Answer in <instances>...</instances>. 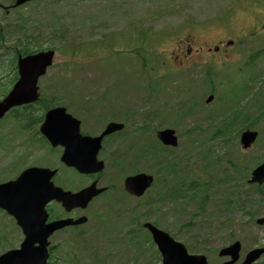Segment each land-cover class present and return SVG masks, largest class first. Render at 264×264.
<instances>
[{"label": "rangeland", "instance_id": "1", "mask_svg": "<svg viewBox=\"0 0 264 264\" xmlns=\"http://www.w3.org/2000/svg\"><path fill=\"white\" fill-rule=\"evenodd\" d=\"M69 1L70 0H63L59 4L52 5L51 8L54 7L56 9V14L52 13L50 9L45 8L43 4H34L10 12L9 18L13 20L20 15H23L24 19L31 18L30 24L33 26V33L39 34L40 38H45L46 33L54 32L55 29L52 28V25L49 22L44 25V19L52 15H62L64 13L63 5ZM152 1L153 0H84V11L77 14L70 13L65 16L63 19V25L59 27L60 31L64 34L62 38L59 37L60 39H56V41L51 40L53 41L52 44L57 47L61 44L62 47L65 42H68L70 45L77 41H81L83 45H95L99 40L101 42H110L111 40L109 37L110 34H112V31L109 34L107 33L111 29V25H139V19L144 8H150ZM178 1L182 7L189 2L188 7L181 8L180 5L179 9H187L191 16L193 15L194 17L201 18L205 14H212L204 19V25L212 26L208 27L207 32L203 33V39L212 42L213 39L221 36L223 31L225 32V35L229 37L233 34H238V38L245 37L241 40L237 39V42H241L233 47L235 53H232L230 57H227V55L222 64L216 66L217 69L220 70L218 71L220 75L215 80V86L219 93H222L225 90V80L222 74L227 78H233L240 87V85H242L241 81H239L241 78L239 75L241 67L238 68V66L240 65L246 69V64L252 55L250 54L251 52H264V0H228L226 4V0ZM0 4L3 6H10L11 0H0ZM109 4L110 6L112 4L117 5L111 8L108 7ZM224 5L225 7L221 12L214 13L217 8L220 10ZM251 12L255 13V23L252 15L244 16V13ZM2 16L0 10V18ZM98 16H102V23L96 20V17ZM133 17H135V21L131 19ZM176 21H178V19ZM176 21L170 22V24H177ZM250 25L252 26L245 33H242V31H245ZM154 28L156 29V26H154ZM56 34L58 38L59 34ZM247 35L248 37H246ZM52 37L53 36H49L48 38ZM162 45L165 46V50L171 48V44L163 43ZM137 48L151 50L149 54L150 59H148L147 64L149 70L161 72L169 69V66L165 64V58L163 55H161L160 58H151L152 55H158L159 51L157 45L153 41H151L148 46L141 45L136 33L131 32L130 34H127L125 31H122L121 28L115 27L111 43H99L95 48L84 47L74 57L68 56L67 62L72 67L76 68L84 66L81 67L82 69H80L81 71H79L78 75L74 74L75 77L73 76V78H69L68 81L64 78V73L66 71L61 70L60 68L62 67L58 66V63L62 60V56L57 53L55 55L53 66L47 71L46 76L42 79L40 87H42V85H45V87H47V85H52L53 80H56L57 83L55 81L53 87L70 88V90L83 89L85 91H94L97 89L124 88L140 90L133 86V84H128V82L123 84L124 86L118 84L117 86L119 87H115L116 78L114 75H101V73H98V70L114 68L119 69L132 77H140V62L143 64L140 56L143 55V51H138ZM255 61V67L257 66V68L254 70L253 81L259 80L260 75L264 74V57L258 58L257 60H254V62ZM8 72L9 67L6 68L5 72H1V74H3L2 77H7L9 74ZM60 72H64L61 74V77L57 75L60 74ZM234 81L230 82L229 86L233 85ZM260 82V85L264 87V77H262ZM183 83H186L188 93L192 95V99L195 102H199L202 92L207 91L209 88L203 78H197L194 80L189 79L186 76L183 79ZM142 86L143 87L140 86V88L143 89L144 83H142ZM253 86H255V84H253ZM257 86H259V84H257ZM262 87L259 95H262V92L264 91ZM259 88L260 87H258V90ZM234 90L239 93L238 88H235ZM229 91L230 88L228 89V92ZM160 95L163 102L165 96L164 94ZM227 97L228 95L226 94L223 99H226ZM252 97L247 98L241 104V108L244 110L249 106L247 113H250L251 116H255L257 115V107L251 105L252 102L250 99ZM159 103L160 106L164 105V103ZM216 103L217 102L206 107L204 113L206 114L215 111V109L219 107ZM237 106L238 105H234L233 109ZM105 115L106 113L101 112L99 118L103 120ZM258 120L259 121L256 123H253L254 130L261 132L260 135L262 134L264 137V111L263 115ZM221 122L222 119H220V123ZM220 123L215 122L214 120L207 124L205 123L200 126V128H206L204 130L198 129V124L194 122L193 118L176 121L168 120L161 123L154 122L149 124V130L152 128L158 129L163 126L170 127L177 132L179 136V147L173 152V154L177 158V161L182 165V173L192 176L193 173H196L202 175L207 180L211 179V195L210 197L208 196L207 201L204 203V207L200 209V206L196 204H189L192 206L184 207L183 203L171 204L165 202L161 205L156 204L143 209L141 202H138L135 199H125L124 201V206L133 210L136 217H139L140 214L150 213L151 216L148 219L149 222H158L159 228L168 231V233L177 241L183 243L186 247L188 246L191 248L193 252H195L192 254L205 255L209 264L221 263L224 259L219 258L217 252L221 247L228 245L232 241L238 240L241 243V257L248 250L264 245V227H258L253 224L249 220L248 215L244 212L251 211L253 217L263 216L264 203L262 202V196L257 194L253 188L249 189L245 183V176L237 175L225 161L215 163L219 165L215 166L214 171H210L205 159L200 157L198 152L194 149L196 146L202 145V137L205 135L206 130L212 128L211 125L216 126L217 124L220 125ZM235 136L236 134H233L230 139H233ZM192 141H195V146L192 144ZM146 142L150 143L148 139ZM208 146L211 148L210 153L213 155L214 160H220L223 157H227L225 155L226 148L222 145L221 140L209 142ZM229 149L230 160L237 158L240 149L238 138L236 139L235 137V142H231ZM260 155L263 159L264 139L261 140L259 137L252 149L246 154H243L240 159L254 163L259 159ZM236 164L239 170L244 171V166H248L249 163L243 162ZM131 167L134 171H145L146 173L157 171L156 167L149 159H146L144 164L132 162ZM224 170H230L232 178L223 181L222 183L216 182L215 180L221 179ZM262 190L264 193V188ZM237 196L241 200L242 205L246 207L236 209L233 206L232 202L236 201ZM106 209L107 205H105L101 213L102 216L106 217L108 215ZM95 214H98V211H95ZM225 216L228 217L231 222L228 225L221 227L219 222L222 221ZM7 222V219L2 220V218H0V235H8L6 237L8 240L0 246V253L5 250L18 248L21 242L19 235L14 231L12 226H8ZM123 222H125V218H123ZM111 228L112 226L108 223L103 229L91 233V240L89 244L86 245H90L94 248L92 251L95 255L94 263L93 261L87 260L84 264H98L100 260L104 258L108 259V264H118V262L119 264H158L159 261H156L157 256L153 252V244L150 238L147 237L143 240L139 236L131 237L129 235V231L136 228L135 225L131 223L117 225L114 228L112 244ZM7 244H9V246ZM110 244L114 255L110 253ZM130 247H137V250H129ZM115 256L119 258V261ZM58 258L59 257H54L51 264H62L60 261L56 260ZM81 264H83V262H81ZM101 264H107V262L102 261ZM256 264H264V257H262Z\"/></svg>", "mask_w": 264, "mask_h": 264}, {"label": "flooded vegetation", "instance_id": "2", "mask_svg": "<svg viewBox=\"0 0 264 264\" xmlns=\"http://www.w3.org/2000/svg\"><path fill=\"white\" fill-rule=\"evenodd\" d=\"M205 46L208 45L207 42H203ZM197 53L202 47L200 45L194 47ZM188 50V52H187ZM209 51V49L207 48ZM192 55L191 44H186V55L184 57H189ZM3 91L0 90V94ZM46 93L51 92L50 90H45ZM75 93H81L82 90H76ZM44 99L40 98L42 102ZM109 102L108 104V115L112 122L122 123L126 126L131 120V108L134 101L136 106L141 102V106L147 105L146 95L142 98H132L131 89H112L109 90L108 98L105 99ZM72 101H83V98L67 99L65 100L64 108L67 113L71 114L73 117H77L75 114L76 105L71 104ZM56 107L62 105H55ZM33 107H38V105H23L14 109H11L6 116L8 119L0 120V183L15 179L19 174L28 168H43L56 170V174L52 178V182L64 188V190L77 192L84 186V176L79 175L73 169L67 168L63 163L60 162L61 154L63 153V148L60 145L53 146L50 140L47 138V134H61L62 131L58 129L45 130L42 133L41 128L44 124L43 120L35 119V115L29 113ZM104 107L100 104L95 106V108ZM82 109V107H80ZM81 135L83 132V121L80 120ZM127 132L125 130L120 132H115L112 134L107 141H104L100 154L104 155L107 146L108 153L111 159H115L116 153L121 151L122 154L125 153L128 144ZM97 135V134H93ZM122 156V155H121ZM120 156V157H121ZM119 157V158H120ZM68 170L71 171L68 176ZM116 170V169H115ZM121 175L123 171L118 170ZM5 174L10 176L2 180ZM79 176V177H78ZM73 178L72 180H69ZM89 182L96 181L99 184L100 177L98 175L87 176ZM109 191H112L113 186H109ZM98 198V197H97ZM46 212L48 219L46 223H51L57 220L73 219L76 220L85 214L90 217V212L83 211L81 209L75 208L71 211H65L56 202H50L46 206ZM101 210L98 211V214ZM96 224H99L103 217L96 216L94 218ZM80 226L76 227H65L54 233L50 238L53 241V236L55 242H53L52 247L49 251L54 253L71 254L74 253L72 248L65 250L64 246L68 243L73 244L74 239L69 235L71 230H75ZM21 236L20 231H17ZM52 243V242H51ZM57 248V249H56Z\"/></svg>", "mask_w": 264, "mask_h": 264}, {"label": "water", "instance_id": "3", "mask_svg": "<svg viewBox=\"0 0 264 264\" xmlns=\"http://www.w3.org/2000/svg\"><path fill=\"white\" fill-rule=\"evenodd\" d=\"M25 0L18 1L19 3ZM52 52L41 53L34 57H32V62L26 63L20 69L21 80H26V73H30L27 81L26 87L28 90H31V93L26 96L34 97L35 94V83L36 79L39 75L43 74L45 68L50 65L52 59ZM16 85L14 87L13 92H11L5 99L8 106L18 104V100L20 97L24 95L17 94L16 89H20ZM8 106L1 107L0 105V113L7 110ZM256 137V133L245 132L241 135L240 143L243 148L248 147ZM158 138L165 145L176 146L177 141L176 137H174V132L171 130H165L158 134ZM92 160L85 159L83 163V171H87L89 162ZM151 176H136L128 179L126 181L128 191L131 193H135L136 195H140L144 189L150 186L152 182ZM264 181V162L252 172V178L249 181L250 183H258L261 184ZM0 206L7 209L8 212L13 211H22L27 207L23 204V202L29 201L28 195L31 193V178L26 176L24 178L19 179L16 183L0 187ZM91 194L84 193L81 195H72L70 193H60L59 195L54 194L52 192L51 198L55 199L59 202H62L66 208L74 207L75 205L84 206L87 201H89ZM49 199V198H47ZM44 201V200H43ZM40 203L42 207V203ZM11 203L14 205L11 207ZM83 203V204H82ZM259 224L264 223V219L258 221ZM64 225V223L58 224L57 226H52L47 232L40 236L38 247L33 248L32 244L34 243L36 234L33 229L28 228L26 225L22 226L24 230V234L26 235L25 241L22 243L21 247L17 251L8 252L2 256H0V264H45L46 259V251H45V239L49 236V234ZM150 232L152 233L153 239L155 243H157L159 250L163 257V264H207L205 257L203 256H189L183 245L175 243L172 241L167 234L158 231L151 225H147ZM42 238V239H41ZM41 240V241H40ZM239 243H234L233 245L224 248L220 251V256H230L231 261L226 262L224 264H232L237 258L239 253ZM264 253V248L257 249L249 252L244 259L242 264H251L255 261L259 256Z\"/></svg>", "mask_w": 264, "mask_h": 264}, {"label": "trees", "instance_id": "4", "mask_svg": "<svg viewBox=\"0 0 264 264\" xmlns=\"http://www.w3.org/2000/svg\"><path fill=\"white\" fill-rule=\"evenodd\" d=\"M3 31H4V29L0 27V49H1V51H6V49H10V47L12 48V46H10L9 43L5 41ZM5 31L7 33V38H9L10 35L8 33V29L6 28ZM18 42H19L18 44L20 45V48H21L22 47V39L19 38ZM39 45H40L39 42H35L36 47H38ZM13 48H15V45L13 46ZM9 57L10 56L0 57V77L3 75V74H1V72H5L6 68L9 67L7 64V60H6V58H9ZM227 131H228L227 127H224V130L218 129L216 136H214L213 138L211 137V139H213V141H214L216 139H220V137H225L227 135ZM194 143H195V141H192V144L195 146ZM228 144L229 143L227 142L225 144V146H227ZM194 149L198 152V155L200 157L205 159V161L207 162V164L210 168V171H214L215 166H217L219 164H215L217 162H214V157L210 153L211 148H210V146L207 145V142H202V145L196 146ZM226 154H228V152H226ZM157 155L158 156H156V157H160L162 155V152H160ZM160 159L162 160V161H160V163L163 164L162 166L164 167L165 179H164V184H163L164 193H162V194L158 193V198L161 197V198H164V200H170V199H175L176 197H178L181 200H183L184 207L190 206L189 204L194 202L195 197L197 198V194L202 197V199H200L201 201L206 200L208 190L203 189L204 185L201 183V179H202L201 177L195 176L193 178H188L185 175H181L182 174V172H181L182 171V165L180 163H177L175 161L170 160V158H167L166 154L165 155L163 154ZM239 161H240L239 158H235V159L229 160L227 162L228 166H230L232 169H234V171L236 173H238V170H239L236 163ZM246 167L247 166L245 165L244 166L245 172H246ZM180 172H181V174H180ZM224 172H225L224 173L225 176H224V178L219 179L220 181L221 180L227 181L230 178H232L230 173L227 172V170H224ZM195 201H197V199Z\"/></svg>", "mask_w": 264, "mask_h": 264}]
</instances>
